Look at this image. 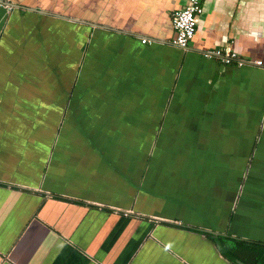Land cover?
Returning <instances> with one entry per match:
<instances>
[{
  "label": "crops",
  "instance_id": "crops-1",
  "mask_svg": "<svg viewBox=\"0 0 264 264\" xmlns=\"http://www.w3.org/2000/svg\"><path fill=\"white\" fill-rule=\"evenodd\" d=\"M10 1L0 264H264V0Z\"/></svg>",
  "mask_w": 264,
  "mask_h": 264
},
{
  "label": "built area",
  "instance_id": "built-area-1",
  "mask_svg": "<svg viewBox=\"0 0 264 264\" xmlns=\"http://www.w3.org/2000/svg\"><path fill=\"white\" fill-rule=\"evenodd\" d=\"M203 1L204 0H188L186 5L176 10L173 15V26L175 30V36L171 41L174 46L186 49L189 46L191 40L195 37L198 16L203 12ZM15 4L10 0H0V9L6 10L11 13L15 9ZM147 38L143 39L146 42ZM207 57H218L225 64L235 62L238 66L242 67L246 64L263 65L260 60H245L239 57L238 53L233 50H225L223 48H217L211 52L205 53Z\"/></svg>",
  "mask_w": 264,
  "mask_h": 264
},
{
  "label": "water",
  "instance_id": "water-1",
  "mask_svg": "<svg viewBox=\"0 0 264 264\" xmlns=\"http://www.w3.org/2000/svg\"><path fill=\"white\" fill-rule=\"evenodd\" d=\"M240 264H244L243 262L239 261Z\"/></svg>",
  "mask_w": 264,
  "mask_h": 264
}]
</instances>
